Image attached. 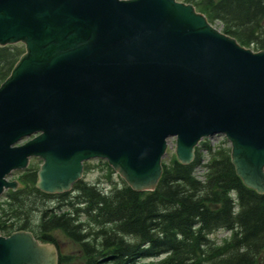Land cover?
<instances>
[{
  "label": "water",
  "instance_id": "obj_1",
  "mask_svg": "<svg viewBox=\"0 0 264 264\" xmlns=\"http://www.w3.org/2000/svg\"><path fill=\"white\" fill-rule=\"evenodd\" d=\"M16 42L25 52L0 84V195L31 156L42 159L36 184L46 192L69 189L93 157L133 189H153L168 137L188 163L216 133L231 142L242 181L264 192V49L220 32L192 4L0 0V45ZM56 259L30 231L0 233V264Z\"/></svg>",
  "mask_w": 264,
  "mask_h": 264
},
{
  "label": "trees",
  "instance_id": "obj_2",
  "mask_svg": "<svg viewBox=\"0 0 264 264\" xmlns=\"http://www.w3.org/2000/svg\"><path fill=\"white\" fill-rule=\"evenodd\" d=\"M188 1L240 44L264 49V0ZM23 52L19 42L0 45V82ZM161 164L152 190L116 183L105 162L109 188L80 178L52 193L36 186L38 164L30 163L21 186L0 197V232L30 230L58 246L60 230L79 246L81 264H264V192L244 184L225 140L202 141L188 163L173 154ZM216 230L229 236L217 242ZM72 262L59 253L58 264Z\"/></svg>",
  "mask_w": 264,
  "mask_h": 264
},
{
  "label": "rangeland",
  "instance_id": "obj_3",
  "mask_svg": "<svg viewBox=\"0 0 264 264\" xmlns=\"http://www.w3.org/2000/svg\"><path fill=\"white\" fill-rule=\"evenodd\" d=\"M213 26H215L218 30H222L223 26L220 22L216 21L213 23ZM223 137L221 135H215L212 136L208 141H211L214 143V145H217L222 141ZM174 140L175 137H169L166 151L164 152L162 156L163 161H168L169 158L174 153ZM40 158L37 157H30L29 163H40ZM85 166H88L89 168H86V171L83 172V178L88 182H94L99 183L102 185L104 183L103 176L109 171V168L105 165V159L104 158H90L86 160ZM115 173L112 174V177L118 184H122V181L119 177V175L124 178V176L115 169ZM197 175H201V170H197ZM17 170H14L10 173L8 176L9 179H16ZM100 178V180H99ZM125 179V178H124ZM107 188L109 186H106ZM57 239H58V250L63 254H71V257L73 259L72 264H81V252L79 250V246L77 243L72 241L70 238H68L64 233H62L60 230L55 231ZM226 236H229V232L225 230H216L213 234H211V237L215 239L217 242L222 241V239Z\"/></svg>",
  "mask_w": 264,
  "mask_h": 264
}]
</instances>
